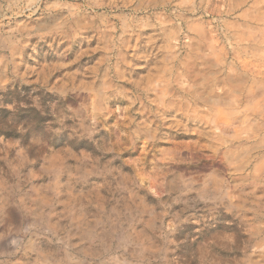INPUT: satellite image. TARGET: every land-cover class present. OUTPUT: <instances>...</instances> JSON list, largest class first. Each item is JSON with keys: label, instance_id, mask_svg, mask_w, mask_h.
<instances>
[{"label": "rangeland", "instance_id": "obj_1", "mask_svg": "<svg viewBox=\"0 0 264 264\" xmlns=\"http://www.w3.org/2000/svg\"><path fill=\"white\" fill-rule=\"evenodd\" d=\"M0 264H264V0H0Z\"/></svg>", "mask_w": 264, "mask_h": 264}]
</instances>
